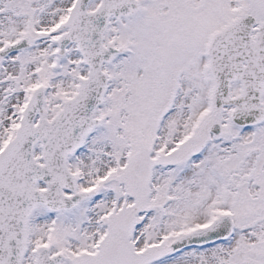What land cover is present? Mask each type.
<instances>
[{
	"label": "snow or ice",
	"instance_id": "1",
	"mask_svg": "<svg viewBox=\"0 0 264 264\" xmlns=\"http://www.w3.org/2000/svg\"><path fill=\"white\" fill-rule=\"evenodd\" d=\"M0 264H264V0H0Z\"/></svg>",
	"mask_w": 264,
	"mask_h": 264
}]
</instances>
